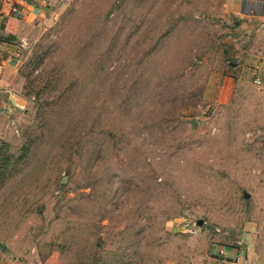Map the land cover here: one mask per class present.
<instances>
[{
    "label": "rangeland",
    "instance_id": "374dc122",
    "mask_svg": "<svg viewBox=\"0 0 264 264\" xmlns=\"http://www.w3.org/2000/svg\"><path fill=\"white\" fill-rule=\"evenodd\" d=\"M238 22L44 0L0 94V264H264V33Z\"/></svg>",
    "mask_w": 264,
    "mask_h": 264
},
{
    "label": "crops",
    "instance_id": "0c3cea01",
    "mask_svg": "<svg viewBox=\"0 0 264 264\" xmlns=\"http://www.w3.org/2000/svg\"><path fill=\"white\" fill-rule=\"evenodd\" d=\"M258 0H231L233 13L238 16V23L242 27H255V31L264 33V5L263 8L252 13L249 4H256ZM44 0H0V94L4 88L6 75L11 71L16 55V40L25 24L33 20L36 12L43 6ZM244 4L245 7L242 5ZM248 8V9H247ZM260 8V5L259 7ZM13 39H8L12 38ZM233 65V63H230ZM226 82L229 77L224 78ZM225 96L226 88H221ZM221 264H243L238 252L233 248H225L221 256Z\"/></svg>",
    "mask_w": 264,
    "mask_h": 264
},
{
    "label": "built area",
    "instance_id": "2783aa9c",
    "mask_svg": "<svg viewBox=\"0 0 264 264\" xmlns=\"http://www.w3.org/2000/svg\"><path fill=\"white\" fill-rule=\"evenodd\" d=\"M261 4L264 5V0H258V2H256V6H257V7H259V5H260V7H261ZM263 5H262V6H263ZM252 81H253V83L256 84V85L260 84V79H259L258 77H256V76L253 78ZM217 253H219V255L222 254V253H224L223 248H222V249L219 248V249L217 250Z\"/></svg>",
    "mask_w": 264,
    "mask_h": 264
},
{
    "label": "water",
    "instance_id": "95a60500",
    "mask_svg": "<svg viewBox=\"0 0 264 264\" xmlns=\"http://www.w3.org/2000/svg\"><path fill=\"white\" fill-rule=\"evenodd\" d=\"M65 177H66V176H64V175L61 177V180H60V182H61V183H63V182H64V180H65ZM201 222H202V221H201L200 219H199V220H197V224H201ZM1 247H2V246H1Z\"/></svg>",
    "mask_w": 264,
    "mask_h": 264
},
{
    "label": "trees",
    "instance_id": "16d2710c",
    "mask_svg": "<svg viewBox=\"0 0 264 264\" xmlns=\"http://www.w3.org/2000/svg\"><path fill=\"white\" fill-rule=\"evenodd\" d=\"M8 39H13V37L12 38H8ZM2 40H4V38L0 37V41H2Z\"/></svg>",
    "mask_w": 264,
    "mask_h": 264
}]
</instances>
